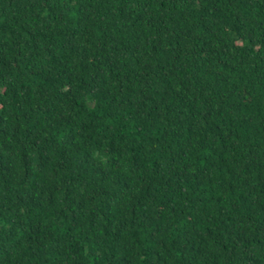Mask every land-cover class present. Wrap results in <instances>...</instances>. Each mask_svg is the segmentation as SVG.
<instances>
[{
    "label": "trees",
    "instance_id": "1",
    "mask_svg": "<svg viewBox=\"0 0 264 264\" xmlns=\"http://www.w3.org/2000/svg\"><path fill=\"white\" fill-rule=\"evenodd\" d=\"M0 264H264V0H0Z\"/></svg>",
    "mask_w": 264,
    "mask_h": 264
}]
</instances>
